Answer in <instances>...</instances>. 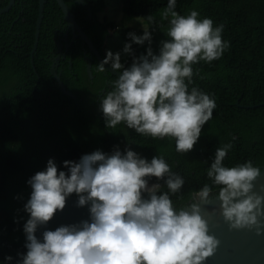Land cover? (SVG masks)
Instances as JSON below:
<instances>
[{
  "label": "trees",
  "instance_id": "1",
  "mask_svg": "<svg viewBox=\"0 0 264 264\" xmlns=\"http://www.w3.org/2000/svg\"><path fill=\"white\" fill-rule=\"evenodd\" d=\"M21 1L15 0L8 11L1 12L9 0H0V264H18L27 251L24 224L30 214L24 205L32 191L27 181L46 170L49 159L58 170L67 172L64 161L78 162L96 150L111 154L116 146L122 152L128 147L149 162L154 156H163L185 181L178 193H169L177 210L192 202L191 193L212 184L207 170L216 149L224 144H232L223 162L226 167L248 160L256 167L264 166V0H176L175 10L181 15L196 10L199 19H212L214 27L223 23L222 39L230 44L220 59L193 65L189 90L197 87L210 94L216 108L193 149L184 154L175 150L171 138L142 136L124 124L107 128L100 99L112 90L118 77L96 71L94 60L90 80L88 55H84V51L89 53L88 47L71 34L67 43L62 40L65 58L52 68L59 41L55 30L60 29L63 35L67 27L55 0H46L32 54L38 0ZM120 1L125 15L146 21L152 33L150 46L158 54L160 42L169 39V24L162 15L168 0ZM65 2L100 53L106 52L105 44L114 36L124 41L119 52L125 66L132 62V56L123 53L126 43L132 44L136 57L146 54L148 42L137 45L128 36L130 32L143 35V29L118 32L112 22L100 19L104 0ZM54 71L73 96L61 91ZM149 182L159 183L161 191H167L164 180L153 177ZM212 188V196L217 195L218 187ZM8 256L11 261L5 260Z\"/></svg>",
  "mask_w": 264,
  "mask_h": 264
},
{
  "label": "clouds",
  "instance_id": "2",
  "mask_svg": "<svg viewBox=\"0 0 264 264\" xmlns=\"http://www.w3.org/2000/svg\"><path fill=\"white\" fill-rule=\"evenodd\" d=\"M175 9L176 0H168L162 15L169 24V39L160 42L158 54L150 46V30L139 36L130 32L132 43L148 42L146 54L136 57L132 44L126 43L123 53L132 56L130 66L121 62L120 52L109 50L96 71L103 73L110 65L120 73L100 99L107 128L124 124L142 136L171 138L175 150L184 154L193 149L216 108L210 94L197 87L189 90L193 65L220 59L230 44L222 39L223 23L214 27L212 19H199L196 10L181 15ZM231 148L227 143L216 149L207 170L212 184L191 193L192 202L179 210L169 193H178L185 181L163 156L149 162L128 147L122 152L116 146L111 154L96 150L78 162L64 161L67 172L49 159L46 170L27 181L32 189L24 205L30 214L24 224L27 251L18 264H203L219 244L201 214L213 185L232 229L259 230L258 218L264 216V195L254 191L261 168L251 160L226 167ZM153 177L164 180L167 191H161L159 183L149 185ZM73 194L77 207L88 206L90 219L45 230L42 241L38 239V227L63 211Z\"/></svg>",
  "mask_w": 264,
  "mask_h": 264
},
{
  "label": "water",
  "instance_id": "3",
  "mask_svg": "<svg viewBox=\"0 0 264 264\" xmlns=\"http://www.w3.org/2000/svg\"><path fill=\"white\" fill-rule=\"evenodd\" d=\"M14 1L15 0H10L9 4L3 8L1 12L8 11ZM38 1V17L36 21L35 40L32 54L37 47L39 29L43 18L44 5L46 3V0ZM79 1L82 2V0ZM55 2L62 12L63 20L66 23L67 29L71 31L72 37H79L83 43L87 45L88 50L97 57L98 62L101 63L104 58L100 55L99 51L83 31L81 26L77 23L65 0H55ZM57 58L55 59L52 68L56 66L58 62ZM90 66L91 64L88 63V75L91 74ZM105 69L107 72H110L117 77L120 75L119 72L112 70L110 65H105ZM53 75L61 91L64 94L73 96V94L68 91L62 83L60 75L55 71ZM254 191L260 195H264V166L261 167L260 177L254 182ZM77 199L78 197L70 196L67 199L63 211H57L51 221L46 225L39 226L36 231L37 238L42 241V233L45 230L54 231L61 225L79 224L83 220H89L90 213L88 206L77 207ZM183 208L187 209V206ZM201 209L202 216L208 222L209 234L213 235L219 241L213 255L206 258L203 264H264V216L258 218L260 220L259 230H257V227L255 226L252 228L232 229L222 216L220 201L216 198V195L210 198L209 204L201 205Z\"/></svg>",
  "mask_w": 264,
  "mask_h": 264
},
{
  "label": "rangeland",
  "instance_id": "4",
  "mask_svg": "<svg viewBox=\"0 0 264 264\" xmlns=\"http://www.w3.org/2000/svg\"><path fill=\"white\" fill-rule=\"evenodd\" d=\"M105 8L98 14L101 20L106 18L107 22H112L116 31L122 32L125 28L135 29H147V23L142 17L127 16L122 12V2L120 0H104ZM118 33H116L117 35ZM112 38L116 40H112ZM119 38V36H118ZM124 41L117 40L116 37L111 36V40L105 44L106 53L112 51L114 54L119 52V47L123 46ZM106 56V55H105ZM123 61V55L121 56V62ZM154 184L150 183L149 185Z\"/></svg>",
  "mask_w": 264,
  "mask_h": 264
},
{
  "label": "flooded vegetation",
  "instance_id": "5",
  "mask_svg": "<svg viewBox=\"0 0 264 264\" xmlns=\"http://www.w3.org/2000/svg\"><path fill=\"white\" fill-rule=\"evenodd\" d=\"M10 1V0H9ZM83 1V0H82ZM20 2L21 3H23V1H21L20 0ZM14 3H15V1H14ZM13 3V4H14ZM9 4V3H8ZM38 4H39V1H38ZM13 6V5H12ZM11 6V7H12ZM69 7V6H68ZM70 9V8H69ZM71 11V10H70ZM72 12V11H71ZM90 15V14H89ZM64 33H63V35H62V32H61V30L60 29H56L55 30V32H57V37L59 38V41H57L56 42V44H57V50H56V58L57 57H59V58H57L58 60H60L61 58H65V52H63L62 51V40H64L66 43H67V38H68V36H69V34H71V36H72V33H71V31L70 30H68L67 29V27H65L64 28ZM66 33H67V36H66ZM67 47L66 48H68V44L66 45ZM100 53V52H99ZM84 55H85V57H86V60L87 61H89V63L91 64V66H90V68H92V64H93V61L95 60V63L98 65V64H100L99 62H98V60H97V57L91 52V51H89V53L88 52H86V51H84ZM100 55L103 57V58H105V52H102V53H100ZM84 57V58H85ZM91 72V71H90ZM93 75L92 74H89V79L91 80V79H93V77H92ZM91 82H93V81H91Z\"/></svg>",
  "mask_w": 264,
  "mask_h": 264
}]
</instances>
